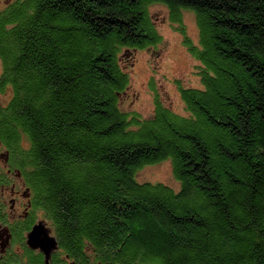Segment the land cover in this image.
<instances>
[{
    "label": "trees",
    "instance_id": "obj_1",
    "mask_svg": "<svg viewBox=\"0 0 264 264\" xmlns=\"http://www.w3.org/2000/svg\"><path fill=\"white\" fill-rule=\"evenodd\" d=\"M152 5L195 17L184 115L152 83L149 118L118 105L121 50L161 44ZM0 62V140L32 169L52 264H264V0H11ZM162 163L176 190L137 181Z\"/></svg>",
    "mask_w": 264,
    "mask_h": 264
},
{
    "label": "rangeland",
    "instance_id": "obj_2",
    "mask_svg": "<svg viewBox=\"0 0 264 264\" xmlns=\"http://www.w3.org/2000/svg\"><path fill=\"white\" fill-rule=\"evenodd\" d=\"M2 4L3 0H0V6ZM147 11L151 25L161 38V44L155 48L130 52L121 50L119 53V62L129 76V87L119 97V108L124 112H135L143 118H149L153 113L154 96L149 87L152 83L164 105L175 113L184 115L177 83L183 88H200V84L194 73L197 63L184 46L179 28L183 27L186 37L197 44L195 17L192 13L183 12L181 22L177 23L170 20L167 9L162 5L149 6ZM1 71L0 62V74ZM6 100L7 97L0 96V102L4 103ZM136 179L140 183H163L177 189L168 163L146 167L137 173Z\"/></svg>",
    "mask_w": 264,
    "mask_h": 264
},
{
    "label": "flooded vegetation",
    "instance_id": "obj_3",
    "mask_svg": "<svg viewBox=\"0 0 264 264\" xmlns=\"http://www.w3.org/2000/svg\"><path fill=\"white\" fill-rule=\"evenodd\" d=\"M10 1L3 0L4 4ZM6 145L0 140V264H52L58 249L46 263L44 254L28 244V236L37 225L54 237L47 207L41 205L40 192L30 186L32 169L24 166L22 147L16 151Z\"/></svg>",
    "mask_w": 264,
    "mask_h": 264
},
{
    "label": "water",
    "instance_id": "obj_4",
    "mask_svg": "<svg viewBox=\"0 0 264 264\" xmlns=\"http://www.w3.org/2000/svg\"><path fill=\"white\" fill-rule=\"evenodd\" d=\"M28 244L33 249H39L45 257V262L57 251L56 239L49 235V231L42 225L35 226L28 236Z\"/></svg>",
    "mask_w": 264,
    "mask_h": 264
}]
</instances>
